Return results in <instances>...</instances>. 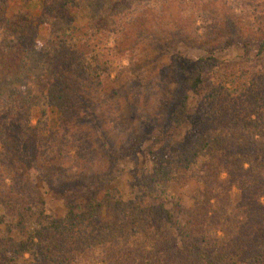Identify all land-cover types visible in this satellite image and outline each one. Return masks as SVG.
Wrapping results in <instances>:
<instances>
[{"label": "trees", "instance_id": "1", "mask_svg": "<svg viewBox=\"0 0 264 264\" xmlns=\"http://www.w3.org/2000/svg\"><path fill=\"white\" fill-rule=\"evenodd\" d=\"M11 1L0 0V264H264V96L233 82L226 68L237 63L220 55L236 45L242 63L254 52L264 64V0H221L219 8V0H19L27 10L9 17ZM171 1L190 16L160 22ZM149 10L171 42L141 29L138 38L165 56L181 43L206 52L195 64L180 61L193 101L181 92L163 122L141 121L158 195L125 202L107 189L121 176L114 167L63 184L67 213L58 219L33 174L53 185L65 165L80 167L74 128L89 115L84 95L117 83L111 54L120 55L123 34ZM111 30L120 35L114 49L101 40ZM187 125L189 144L178 146ZM192 181L202 186L193 206L174 200L168 209L170 190Z\"/></svg>", "mask_w": 264, "mask_h": 264}, {"label": "rangeland", "instance_id": "2", "mask_svg": "<svg viewBox=\"0 0 264 264\" xmlns=\"http://www.w3.org/2000/svg\"><path fill=\"white\" fill-rule=\"evenodd\" d=\"M218 2L216 7L222 5L221 0ZM240 5L241 8H235V14L242 16L247 7L242 3ZM39 7L40 4L37 5L38 11L35 8L33 12H39ZM25 10L27 7L21 1H11L8 16L13 17ZM152 11L149 10L139 23L129 26L123 34L120 55L118 52L111 54L117 68L112 79L117 83H108L106 91L91 92L89 90L90 94L85 93L84 95L89 104V115L86 121L74 128L77 131L75 132L76 143L82 146L78 148V151L84 156L83 160L80 158V167L72 169L69 164L65 165L61 170L62 175L51 179L53 185H50L48 180L40 177L36 172L33 174L35 187L45 200L47 210L58 219L64 218L67 213L66 200L60 190L63 184L80 182L95 173L110 172L114 167L120 169L121 176L107 186V189L118 190L125 202L134 201L143 193L158 195L159 187L148 153L152 148V142L144 138L141 121L151 118L163 122L171 114L172 107L177 106L181 92L188 90V95L193 101L194 96L188 89L187 83L184 89L181 88L182 78L186 80L188 78L187 75H183L182 71L186 68L180 67V61L185 64H195L206 56V52L181 43L175 48L166 49L169 55L165 56L162 55L160 49L155 47L153 40L138 38V32L141 29L155 32L159 41L171 42L169 27L164 29L165 32L162 28H158L156 23L159 19ZM182 11L183 9L177 2L171 1L164 6L162 16L159 15L160 22H169L173 19L179 23L182 16L191 14L187 11L185 15H181ZM79 18L78 24L83 26L85 22L80 16ZM188 22L190 21L182 23ZM203 33V30H200L199 34ZM41 38L44 39V34ZM119 38L120 35L116 36L111 30L105 33L101 40L107 44L109 49H114ZM220 55L225 61L237 63L226 68L228 74H233L231 77L233 82L238 79V85L241 83L246 90L256 91L264 96V79H262L264 64L259 62L256 53L251 54L252 61L247 64L242 63L241 60L245 55L241 47L236 45L225 49ZM187 72L189 74L190 71L187 70ZM243 72H247L248 75L242 78ZM233 89L232 83H229L227 90ZM235 101V97H232L231 102ZM39 117L38 112L35 111L33 113L34 125ZM191 132V126H185L174 139L175 143L178 146L189 144ZM201 187L200 184L192 181L183 188L170 190L169 199H166V207L172 208L174 200L180 202L185 208L192 207L194 195ZM160 200H165V198ZM160 200L147 197L144 202L145 204L151 202L159 204ZM78 204L83 206L82 201ZM0 229L3 227L0 226Z\"/></svg>", "mask_w": 264, "mask_h": 264}]
</instances>
